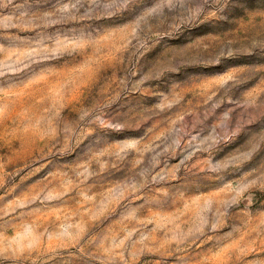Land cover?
<instances>
[{"label":"rangeland","instance_id":"rangeland-1","mask_svg":"<svg viewBox=\"0 0 264 264\" xmlns=\"http://www.w3.org/2000/svg\"><path fill=\"white\" fill-rule=\"evenodd\" d=\"M0 264H264V0H0Z\"/></svg>","mask_w":264,"mask_h":264}]
</instances>
